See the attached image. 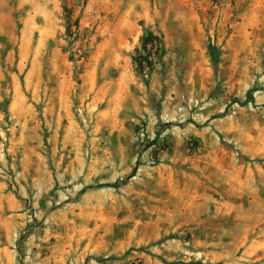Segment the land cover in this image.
Instances as JSON below:
<instances>
[{
  "label": "rangeland",
  "instance_id": "rangeland-1",
  "mask_svg": "<svg viewBox=\"0 0 264 264\" xmlns=\"http://www.w3.org/2000/svg\"><path fill=\"white\" fill-rule=\"evenodd\" d=\"M7 219L48 264H264V0H0Z\"/></svg>",
  "mask_w": 264,
  "mask_h": 264
},
{
  "label": "crops",
  "instance_id": "crops-1",
  "mask_svg": "<svg viewBox=\"0 0 264 264\" xmlns=\"http://www.w3.org/2000/svg\"><path fill=\"white\" fill-rule=\"evenodd\" d=\"M138 115L139 117L146 119V115H151V111L148 108H142L139 109ZM145 112V113H144ZM137 123H140L138 119H134ZM196 122V120L194 119ZM149 124H154L153 120L150 119L149 117ZM195 136H201L200 132L192 131ZM231 160V159H230ZM231 166V165H230ZM225 171H228L226 169ZM38 183L41 182L40 178H37ZM113 184V183H112ZM108 188V187H106ZM114 189H119V188H114ZM47 204V203H46ZM14 208H16L18 211H23L24 210V204L20 201H17L16 203H12ZM21 215V214H20ZM9 220H6V224L4 226L0 225V232H5L6 234L4 236H0V255L1 258L4 256L9 262L14 263L15 260L18 258L17 256L20 254L19 248L21 247V253L23 255L26 254H31L32 251H36L34 255H36L38 258H40L39 264H48L47 260L50 261L49 259V254H43L42 253V246H44L45 242L50 239L48 237V234H36V235H31L27 237L26 239L23 240L21 246L19 245V248L16 244V239L13 237L12 234H10L9 230ZM15 246H17L15 248ZM48 255V256H47Z\"/></svg>",
  "mask_w": 264,
  "mask_h": 264
},
{
  "label": "trees",
  "instance_id": "trees-1",
  "mask_svg": "<svg viewBox=\"0 0 264 264\" xmlns=\"http://www.w3.org/2000/svg\"><path fill=\"white\" fill-rule=\"evenodd\" d=\"M142 43V49L143 53L140 50H137L136 55L133 57V62L136 65L137 70L140 73H145L147 71V68L151 71V69L154 67V63L152 60L151 52L157 47L161 46V41L159 37H157L153 32H148L146 36H144L141 40ZM151 44V47H149ZM159 49V48H158ZM218 60V57H214V60ZM259 89L253 88L247 93V98L244 102L241 104L243 106H247L249 104L255 103V93L258 92ZM157 138H159V135H157ZM157 140L153 141L151 143V146L157 144ZM136 172V171H135ZM134 172V174H135ZM134 176V175H132ZM121 183L116 182L113 184H101L98 185L97 188H119ZM141 264V263H140Z\"/></svg>",
  "mask_w": 264,
  "mask_h": 264
},
{
  "label": "built area",
  "instance_id": "built-area-1",
  "mask_svg": "<svg viewBox=\"0 0 264 264\" xmlns=\"http://www.w3.org/2000/svg\"><path fill=\"white\" fill-rule=\"evenodd\" d=\"M142 136H143V134H142Z\"/></svg>",
  "mask_w": 264,
  "mask_h": 264
}]
</instances>
